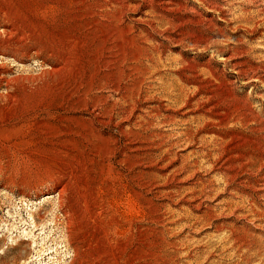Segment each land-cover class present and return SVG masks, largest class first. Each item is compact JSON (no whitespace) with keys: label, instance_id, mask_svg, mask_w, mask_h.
<instances>
[{"label":"rangeland","instance_id":"rangeland-1","mask_svg":"<svg viewBox=\"0 0 264 264\" xmlns=\"http://www.w3.org/2000/svg\"><path fill=\"white\" fill-rule=\"evenodd\" d=\"M20 1L52 38L0 53V264H264V0Z\"/></svg>","mask_w":264,"mask_h":264},{"label":"bare ground","instance_id":"bare-ground-1","mask_svg":"<svg viewBox=\"0 0 264 264\" xmlns=\"http://www.w3.org/2000/svg\"><path fill=\"white\" fill-rule=\"evenodd\" d=\"M46 9V4L40 6L39 10H34V7H32L29 2H21L20 0H0V24L3 25V29H0V53H3V51H10L15 58H17V56L25 58L30 56V48L36 46H38L36 54H41L42 52H44L45 47L49 46V39L52 38V34H50V31L45 23V16L47 13ZM58 38L56 35H53L54 43H52V46L48 48H50L49 52L52 53L50 57L58 58L57 62L60 67L57 69V71H62L66 68V64L68 62H72L73 59L75 60L76 54L74 55V49L76 47L77 41ZM56 50L59 53H57ZM7 74V69L1 67L0 87H2L3 85L9 87L13 82L19 79L8 78ZM10 98L11 100L14 99L13 94L10 95ZM66 187L65 185H63L60 188L57 197L59 200V206L62 209L65 218L67 219L69 236L72 237L75 232L72 227L73 221L76 222L77 220H80L81 214L79 215L76 209L72 210L67 204L68 198L66 197ZM96 215V213H90L89 215V220L92 221V224L97 218ZM85 239H87V235L84 238V241H82V244H85ZM76 253L78 256L79 251H77Z\"/></svg>","mask_w":264,"mask_h":264}]
</instances>
